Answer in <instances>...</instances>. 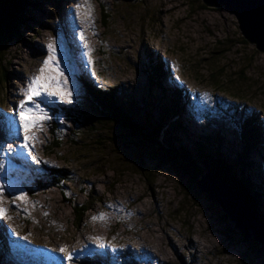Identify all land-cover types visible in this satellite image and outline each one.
<instances>
[{"label": "rangeland", "instance_id": "1", "mask_svg": "<svg viewBox=\"0 0 264 264\" xmlns=\"http://www.w3.org/2000/svg\"><path fill=\"white\" fill-rule=\"evenodd\" d=\"M69 1L58 11L48 0L49 15L35 17L24 40L12 42L0 61L7 75L5 80L0 70L1 107L19 112L22 93L53 54L50 43L55 48L54 67L63 71L66 90L72 92L70 103L60 95L36 98L50 119L29 130L35 139L23 154L19 119L14 130L8 120L0 123V129L20 139L18 164L9 165L0 152V206L7 216L0 222L15 229L14 239L5 234L15 243L1 244L0 264H264L259 256L228 244L220 232L218 211L194 184L170 166L159 168L138 153L135 137L149 142L146 135L107 123L91 127L92 116L82 113L88 107L84 85L90 75L95 87L127 89L138 121L150 120L149 115L158 119L161 104L156 91L150 93L145 64L163 59L173 81L192 96L193 113L184 115L185 123L197 135L220 133L233 145L249 114L264 124V54L245 40L233 15L208 9L202 0ZM73 52L78 63L72 60ZM82 117V125L76 124ZM164 140L163 134L159 142ZM9 141L0 135V150ZM56 141L61 148L53 151ZM29 158L41 177L28 172ZM15 167L26 172L25 178L16 174ZM49 169H67L75 182H68L64 192L54 188ZM22 194L25 200L15 199ZM85 205L91 210L80 220L77 208ZM192 239L197 250L189 245ZM60 249L71 253L72 259Z\"/></svg>", "mask_w": 264, "mask_h": 264}, {"label": "trees", "instance_id": "2", "mask_svg": "<svg viewBox=\"0 0 264 264\" xmlns=\"http://www.w3.org/2000/svg\"><path fill=\"white\" fill-rule=\"evenodd\" d=\"M47 1L0 0V61L6 56L12 42L24 40L23 34L29 30V24L36 21L35 17L39 15L44 19V16L49 15ZM51 1V6L58 11H61L63 4L68 2V0ZM58 15V19L62 21V14L58 13ZM104 22L106 24V17ZM45 25L49 26L50 21H46ZM145 67L151 84L150 93L153 90L156 91L157 101L161 104L158 108L160 117L153 120L149 115L153 124L148 117L140 122L135 102L127 89L115 86L106 90L95 87L89 82L84 85L88 90L86 96L88 107L82 113L87 115L89 113L92 116L89 120L91 127L99 123H107L137 135H146L149 143L161 154L159 156L164 164L170 166L177 176L183 177L184 181L189 180L192 184H195L205 173L201 166L202 161H208L213 174L223 183L230 184L241 192L264 224V124L257 120V115L249 114V118L240 124L237 134L238 142L233 145L229 143L225 135L220 133L197 135L198 132L189 127L184 120L186 111L193 113L190 106L186 105L188 93L182 87L173 90L164 84L163 79H167V64L159 63L157 66L145 64ZM1 73V77L3 75L6 80V72L1 70ZM214 84L216 87L220 85L217 79ZM2 108L9 113L14 112V109ZM69 113H67L68 116L71 114L72 119H77L74 113ZM83 118L76 124L80 125ZM143 123L146 125H140ZM163 134L166 141H161L162 145L159 139H162ZM59 142L56 141L51 150L60 149ZM226 144L230 146L226 147ZM50 179L53 187L63 192L68 182L73 181L67 169H55L51 172ZM69 202L72 203V200L70 199ZM77 209L80 220L86 212L91 210L86 205ZM0 256H3V253Z\"/></svg>", "mask_w": 264, "mask_h": 264}, {"label": "water", "instance_id": "3", "mask_svg": "<svg viewBox=\"0 0 264 264\" xmlns=\"http://www.w3.org/2000/svg\"><path fill=\"white\" fill-rule=\"evenodd\" d=\"M202 2L208 9L226 11L233 15L245 40L264 54V0H202ZM147 141L135 137L138 153L153 160L159 168L168 166L160 158V153ZM201 165L205 173L194 185L207 196L211 206L218 211L217 218L223 224L221 234L231 246L242 247L247 253L264 259V224L256 212L249 206L241 192L232 185L223 183L213 174L208 161ZM5 243L9 242L5 240Z\"/></svg>", "mask_w": 264, "mask_h": 264}, {"label": "snow or ice", "instance_id": "4", "mask_svg": "<svg viewBox=\"0 0 264 264\" xmlns=\"http://www.w3.org/2000/svg\"><path fill=\"white\" fill-rule=\"evenodd\" d=\"M79 8L80 5H77L78 17ZM81 39H84L83 33H81ZM85 47H87V44H85ZM48 48L53 54H50L48 58L43 61V67L40 68L41 75L33 76L22 93L23 99L19 103V112L16 114L23 133L24 142L21 144L22 148H28L29 141L35 139L34 136L30 135L29 130L39 128L43 120L50 119L48 113L41 106V102L36 98L41 96L51 97L60 95L62 98H65L67 102H71L72 92L66 90L68 81L64 78L63 71L57 70L54 67L56 62L54 44L50 43ZM89 63H92L91 58H89ZM45 72H47L48 75H44ZM26 117L30 119H26ZM29 155H32V153L29 152ZM33 160H35V156H33ZM0 196H2V193H0ZM15 199L25 200L26 196L22 194L16 196ZM0 205H2V200H0ZM0 219H7L6 210L2 206H0ZM99 219L103 220L104 217L101 216ZM13 231H15V229H13ZM60 251L65 253L66 259H72L71 253L67 252L65 249H60Z\"/></svg>", "mask_w": 264, "mask_h": 264}, {"label": "bare ground", "instance_id": "5", "mask_svg": "<svg viewBox=\"0 0 264 264\" xmlns=\"http://www.w3.org/2000/svg\"><path fill=\"white\" fill-rule=\"evenodd\" d=\"M197 242H195V240H193L192 239V241L190 240L189 241V245H193V249H195V250H197V247H196V244ZM141 244V243H140ZM144 243H143V241H142V245H143ZM87 246L89 247V248H94L93 247V244L92 243H90V242H87ZM198 246H201V247H203V248H205L204 247V245L202 244V243H199V245ZM153 249H157V246L156 245H154V248ZM139 250V249H138ZM91 252H94L93 250L91 251ZM163 255V254H162ZM163 256H165V258H166V255H163ZM166 261H168V260H166Z\"/></svg>", "mask_w": 264, "mask_h": 264}, {"label": "clouds", "instance_id": "6", "mask_svg": "<svg viewBox=\"0 0 264 264\" xmlns=\"http://www.w3.org/2000/svg\"><path fill=\"white\" fill-rule=\"evenodd\" d=\"M68 3V2H67ZM262 122V121H261ZM241 132H243V129H241ZM204 162H206V161H204ZM203 163V162H202ZM201 163V164H202ZM202 166V165H201ZM0 231H1V229H0ZM3 236V235H2ZM5 240L6 241H8L9 242V240L7 239V238H2L1 236H0V247L2 246L1 244H3V245H7V244H9V243H5ZM92 264H95V263H92Z\"/></svg>", "mask_w": 264, "mask_h": 264}]
</instances>
